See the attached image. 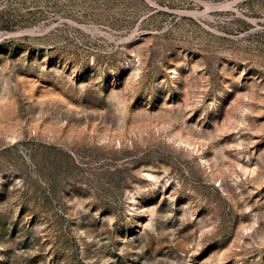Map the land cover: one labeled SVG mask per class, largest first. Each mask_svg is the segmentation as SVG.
<instances>
[{
    "label": "rangeland",
    "instance_id": "obj_1",
    "mask_svg": "<svg viewBox=\"0 0 264 264\" xmlns=\"http://www.w3.org/2000/svg\"><path fill=\"white\" fill-rule=\"evenodd\" d=\"M0 264H264V0H0Z\"/></svg>",
    "mask_w": 264,
    "mask_h": 264
}]
</instances>
